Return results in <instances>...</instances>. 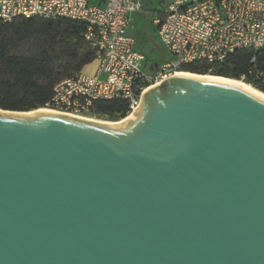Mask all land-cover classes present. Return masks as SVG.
Wrapping results in <instances>:
<instances>
[{"label": "water", "instance_id": "1", "mask_svg": "<svg viewBox=\"0 0 264 264\" xmlns=\"http://www.w3.org/2000/svg\"><path fill=\"white\" fill-rule=\"evenodd\" d=\"M0 110V264H264V103L172 77L125 123Z\"/></svg>", "mask_w": 264, "mask_h": 264}, {"label": "built area", "instance_id": "2", "mask_svg": "<svg viewBox=\"0 0 264 264\" xmlns=\"http://www.w3.org/2000/svg\"><path fill=\"white\" fill-rule=\"evenodd\" d=\"M0 0V24L17 18H65L87 25V42L98 62L96 75L81 72L56 85L45 111L88 120L97 101L125 100L129 115L144 92L190 64L223 65L235 52L264 49V0H169L159 38L171 55L146 73V57L128 34L140 0ZM255 59L252 60V63Z\"/></svg>", "mask_w": 264, "mask_h": 264}, {"label": "trees", "instance_id": "3", "mask_svg": "<svg viewBox=\"0 0 264 264\" xmlns=\"http://www.w3.org/2000/svg\"><path fill=\"white\" fill-rule=\"evenodd\" d=\"M86 31V24L65 18L21 17L0 24V110L30 113L44 108L58 83L93 63ZM181 71L242 80L264 94V49L237 51L220 66L194 63ZM129 110L125 100L97 101L92 116L119 122Z\"/></svg>", "mask_w": 264, "mask_h": 264}, {"label": "crops", "instance_id": "4", "mask_svg": "<svg viewBox=\"0 0 264 264\" xmlns=\"http://www.w3.org/2000/svg\"><path fill=\"white\" fill-rule=\"evenodd\" d=\"M91 5L103 7L104 4L100 0H89ZM143 6L142 11L132 14V23L128 30V34L135 40V48L143 53L146 61L149 59L144 49L152 48L153 51H159L160 45H163L159 38V21L164 17L165 8L169 0H140ZM164 46V45H163ZM143 48V49H142ZM166 49V48H165ZM167 58L161 62L152 64L151 72H155L157 68L164 63ZM91 66V69L86 72V69ZM98 62L95 60L84 69V73L96 75ZM92 121V120H91Z\"/></svg>", "mask_w": 264, "mask_h": 264}, {"label": "bare ground", "instance_id": "5", "mask_svg": "<svg viewBox=\"0 0 264 264\" xmlns=\"http://www.w3.org/2000/svg\"><path fill=\"white\" fill-rule=\"evenodd\" d=\"M175 77H186V78H190V79H196L199 81H204L207 83H212V84H216V85H220V86H226V87H231V88H235L238 89L241 92H244L250 96H252L253 98H255L256 100H259L260 102L264 103V94L258 90H256L255 88H253L252 86L246 84L245 82H243L242 80H234V79H229V78H223V77H218V76H212L210 74L208 75H197V74H192V73H188V72H178ZM160 85H153L151 87H149L145 92L147 93L151 88L154 87H158ZM35 112H32L30 114H33ZM128 119H123L118 123H114V124H123L127 121ZM100 123V122H98ZM103 124H113V123H105L103 122Z\"/></svg>", "mask_w": 264, "mask_h": 264}, {"label": "rangeland", "instance_id": "6", "mask_svg": "<svg viewBox=\"0 0 264 264\" xmlns=\"http://www.w3.org/2000/svg\"><path fill=\"white\" fill-rule=\"evenodd\" d=\"M159 47H160L159 51H153L152 48H149L147 50L144 49L145 53L148 55L147 57L149 58L144 64V70L146 71V73H149V74L152 73L151 72V67H152L153 63L161 62L164 58H167V60H170L172 58L170 53L167 51V49H165V47L163 45L159 44ZM90 69H91V66H89L86 69V72L88 73V70H90ZM34 112L36 113V112H40V111L38 110V111H34ZM41 112H45V111H41ZM30 113H32V112H30ZM30 113H27V114H11V113H7L6 115L29 116V115H34L35 114V113H33V114H30ZM45 113H48V112H45ZM131 116L132 115H128L127 118L129 119ZM87 122L94 123V124H99V125H109V124H103V122H105V123H107V122L108 123H113V124H110V125H120V124H114V123H118V122H115L111 118H108V117H105V116H102V117L90 116V117H88ZM98 122H100V123H98Z\"/></svg>", "mask_w": 264, "mask_h": 264}]
</instances>
